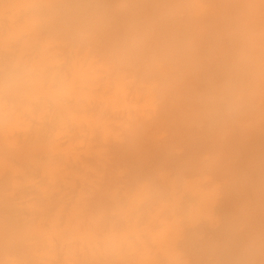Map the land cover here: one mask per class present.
Segmentation results:
<instances>
[{
    "label": "bare ground",
    "instance_id": "6f19581e",
    "mask_svg": "<svg viewBox=\"0 0 264 264\" xmlns=\"http://www.w3.org/2000/svg\"><path fill=\"white\" fill-rule=\"evenodd\" d=\"M0 264H264V0H0Z\"/></svg>",
    "mask_w": 264,
    "mask_h": 264
}]
</instances>
